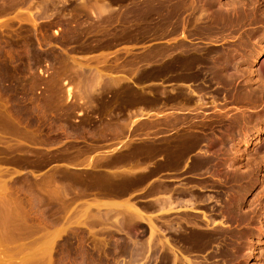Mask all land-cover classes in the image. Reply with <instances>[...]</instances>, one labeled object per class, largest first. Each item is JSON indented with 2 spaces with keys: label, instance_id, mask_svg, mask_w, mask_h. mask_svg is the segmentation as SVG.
Returning a JSON list of instances; mask_svg holds the SVG:
<instances>
[{
  "label": "rangeland",
  "instance_id": "obj_1",
  "mask_svg": "<svg viewBox=\"0 0 264 264\" xmlns=\"http://www.w3.org/2000/svg\"><path fill=\"white\" fill-rule=\"evenodd\" d=\"M0 1V264H130L129 247L133 264H264V0ZM200 9L221 27L203 34ZM170 51L209 76H180ZM44 202L54 223L27 220Z\"/></svg>",
  "mask_w": 264,
  "mask_h": 264
},
{
  "label": "bare ground",
  "instance_id": "obj_2",
  "mask_svg": "<svg viewBox=\"0 0 264 264\" xmlns=\"http://www.w3.org/2000/svg\"><path fill=\"white\" fill-rule=\"evenodd\" d=\"M7 1V0H6ZM55 1V0H54ZM59 1V0H58ZM150 1V0H149ZM157 1H159V0H157ZM162 1V0H161ZM169 1V0H168ZM176 1V0H175ZM181 1V0H180ZM185 1V0H184ZM183 1V2H184ZM1 2V1H0ZM2 2H3V0H2ZM31 2V1H30ZM33 2V1H32ZM43 2V1H42ZM41 2V3H42ZM46 2V1H45ZM49 2H51V1H49ZM66 2V1H65ZM153 2V1H152ZM162 2H164V1H162ZM186 2V1H185ZM192 2H193V0H192ZM8 3V2H7ZM10 3V2H9ZM150 3V2H149ZM166 3V2H165ZM167 3H169V2H167ZM179 3V2H178ZM204 3V2H203ZM206 3V2H205ZM1 4V3H0ZM31 4V3H30ZM37 4V3H36ZM45 4V3H44ZM43 4V5H44ZM101 4V3H100ZM96 5V4H95ZM155 5V4H154ZM162 5V4H161ZM160 5V6H161ZM166 5V4H165ZM183 5V4H182ZM193 5H194V3H193ZM108 6V5H107ZM201 6V5H200ZM8 7V6H7ZM15 7V6H14ZM95 7V6H94ZM102 7V6H101ZM153 7V6H152ZM157 7V6H156ZM186 7V6H185ZM194 7H195V5H194ZM84 8V7H83ZM96 9H97V7H95ZM100 8V7H99ZM102 8H105V7H102ZM183 8V7H182ZM17 9V8H16ZM59 9V8H58ZM88 9V8H87ZM158 9V8H157ZM165 9V8H164ZM163 9V10H164ZM190 9V8H189ZM91 10V9H90ZM123 10H125V9H123ZM153 10H154V7H153ZM168 10V9H167ZM186 10V9H185ZM114 11V10H113ZM135 11V10H134ZM156 11V10H155ZM206 9H203L202 10V12H201V9H200V12H201V14H200V17L201 18H199V19H201L200 21H202V22H200V24H199V28L198 29H200L202 32H203V34H207L209 31H213L214 30V28H212V27H214L216 24H218L219 22H217V20L216 21H214V20H212L211 18L210 19H207V18H205L204 16H205V13H206ZM223 11V10H222ZM61 12V11H60ZM123 12V11H122ZM136 12V11H135ZM168 12V11H167ZM242 12V11H241ZM155 13V12H154ZM158 13V12H157ZM208 13V12H207ZM54 14V13H53ZM136 14V13H135ZM145 14V13H144ZM159 14V13H158ZM167 14V13H166ZM173 14V13H172ZM175 14V13H174ZM194 14V13H193ZM218 14V13H217ZM94 15H95V13H94ZM163 15V14H162ZM168 15H169V13H168ZM178 15V14H177ZM190 15V14H189ZM210 15V14H209ZM209 15H207V16H209ZM60 16V15H59ZM135 16V15H134ZM138 16V15H137ZM154 16V15H153ZM167 16V15H166ZM174 16V15H173ZM223 16V15H222ZM160 17H163V16H160ZM120 18V17H119ZM202 18H203V20H202ZM62 19V18H61ZM141 19V18H140ZM163 19V18H162ZM161 19V20H162ZM182 19V18H181ZM205 19V20H204ZM226 19H227V17H226ZM239 19V18H238ZM97 20V19H96ZM111 20V19H110ZM147 20V19H146ZM160 20V19H159ZM176 20L177 19H175V23H172V21H171V18H170V15L168 16V17H166V20H165V22L164 23H166L167 24V27L168 26H170V27H172L173 28V25L172 24H176ZM185 20V19H184ZM219 20V19H218ZM248 20V19H247ZM66 21V20H65ZM124 21V20H123ZM137 21V20H136ZM142 21V20H141ZM53 22V21H52ZM114 22V21H113ZM121 22V21H120ZM161 22V21H160ZM163 22V21H162ZM222 22H224V21H222ZM193 23V22H192ZM57 24V23H56ZM89 24V23H88ZM162 24V23H161ZM177 24H178V22H177ZM177 24H176V29H177ZM220 24V23H219ZM75 25V24H74ZM92 25V24H91ZM198 25V24H197ZM228 25V24H227ZM11 26V25H10ZM150 26V25H149ZM157 26V25H156ZM224 26V25H223ZM158 27H160V25L158 26ZM169 27V28H170ZM194 28H195V26H193ZM215 27H221V26H215ZM234 27V26H233ZM175 28V27H174ZM197 28V27H196ZM78 29V28H77ZM175 29V30H176ZM211 29H213V30H211ZM83 30V29H82ZM108 30V29H107ZM143 30V29H142ZM166 30V29H165ZM171 30H173V29H171ZM174 31V30H173ZM195 31V30H194ZM82 32V31H81ZM150 32V31H149ZM171 31H169V33H170ZM176 32V31H175ZM6 33V32H5ZM21 33V32H20ZM30 33V32H29ZM140 33V32H139ZM12 34H13V32H12ZM89 34V33H88ZM210 34V33H209ZM172 35V34H171ZM208 35V34H207ZM213 35V34H212ZM11 36V35H10ZM103 36V35H102ZM199 36V35H198ZM2 37V36H1ZM40 38V37H39ZM201 39V38H200ZM211 39V38H210ZM139 40V39H138ZM172 40V39H171ZM24 41V40H23ZM27 41V40H26ZM42 41V40H41ZM18 42V41H17ZM8 43V42H7ZM26 43V42H25ZM30 43V42H29ZM6 44V43H5ZM18 44V43H17ZM42 45V44H41ZM180 45V44H179ZM30 46H31V43H30ZM29 46V47H30ZM174 47H175V45H173ZM177 46V45H176ZM197 46V45H196ZM27 47V46H26ZM25 47V48H26ZM32 47V46H31ZM4 48V47H3ZM163 48V47H162ZM167 48V47H166ZM177 48H179V47H177ZM187 48V47H186ZM27 49H28V47H27ZM32 49V48H31ZM102 49H103V47H102ZM170 49V48H169ZM169 49H167L166 51H168L169 52ZM189 49V48H188ZM180 50H181V48H180ZM30 51H32V50H30ZM35 51V50H34ZM182 51H186L187 52V50H182ZM29 52V51H28ZM172 51H170V53L168 54V55H166V57L167 58H165L166 59V62H167V65H168V67H170L171 69H174V70H177L178 71V74L180 73V76H182L181 74H184V73H187V74H190V66H193V65H197V66H195V68H193L195 71L194 72H197V73H205L204 72V70H202V69H204L205 67H207V66H205L206 64V61L208 60H204V58L200 55V54H196V57H194V56H190V52L189 53H185V52H182V54H179V53H174V52H172ZM179 52V51H178ZM13 53V52H12ZM33 53V52H32ZM184 53V54H183ZM35 54V53H34ZM191 54H193V53H191ZM157 54H155V56H156ZM160 56V55H159ZM161 56H162V53H161ZM26 57H28V56H26ZM33 57H34V55H33ZM36 57V56H35ZM157 57V56H156ZM163 57V56H162ZM223 57V58H222ZM17 58V57H16ZM132 58V57H131ZM158 58V57H157ZM160 58V57H159ZM18 59V58H17ZM162 59V58H161ZM160 59V60H161ZM26 60V59H25ZM159 60V59H158ZM157 60V61H158ZM229 60V58H228V56H226L225 54H221V55H218L217 56V58H215L213 61H212V59H211V62L210 63H212L213 64V66H212V64L210 65L212 68L214 67V66H216V67H218V71H216V72H219V76H222V79H223V75H224V72L225 71H223L226 67V65H228L227 63L229 62L228 61ZM6 61V60H5ZM16 61V60H15ZM165 61V60H164ZM29 62V61H28ZM27 62V63H28ZM37 63V62H36ZM230 63V62H229ZM78 65V64H77ZM76 65V66H77ZM207 65H209V62H208V64ZM232 65H234V64H232ZM80 66V65H79ZM146 66H148V65H146ZM27 67V66H26ZM32 67V66H31ZM115 67V66H114ZM210 67V68H211ZM82 68H83V66H82ZM209 68V69H210ZM211 68V69H212ZM234 68V67H233ZM27 69V68H26ZM84 69V68H83ZM126 69V68H125ZM158 69V68H157ZM163 69V68H162ZM210 69V71H213V70H211ZM215 70H216V68H214ZM30 70V69H29ZM75 70V69H74ZM130 70V69H129ZM131 70H132V68H131ZM166 70V69H165ZM214 70V71H215ZM81 71H83L82 69L79 71L80 73H82L83 74V72H81ZM100 71V70H99ZM156 71V70H155ZM180 71V72H179ZM30 72V71H29ZM78 72V73H79ZM84 72H85V70H84ZM138 72V71H137ZM191 72H193V71H191ZM209 72V71H208ZM229 72V71H228ZM86 73L87 74H85L84 73V76H83V78H84V82H81L82 81V79H81V86H82V88H84V90H83V93L84 92H86V94L87 93H89V95L91 94L90 92H95L96 90H97V88L98 87H100V86H98V81H99V79L98 78H100L101 77V75H100V73H99V75L97 74V72L96 73H92L91 74V76H90V74H88L89 72L88 71H86ZM135 73V72H134ZM247 73V72H246ZM9 74V73H8ZM128 74V73H127ZM174 74V73H173ZM177 74V75H178ZM206 74V73H205ZM222 74V75H221ZM228 74V73H227ZM50 75V74H49ZM191 75H192V73H191ZM190 75V76H191ZM195 75H196V73H195ZM194 75V76H195ZM216 75V74H215ZM218 75V74H217ZM81 75L79 74V77H80ZM104 76H106V74L104 75ZM179 76V75H178ZM186 76V75H185ZM202 76H204V75H202ZM206 76H207V74H206ZM208 76H209V74H208ZM207 76V77H208ZM246 76V75H245ZM78 77V76H77ZM122 77V76H121ZM125 77V76H124ZM25 78V77H24ZM178 78V77H177ZM182 78H184V75H183V77H181V79ZM185 78H189V77H185ZM194 78V77H193ZM204 78V77H203ZM73 79H75V78H73ZM72 79V80H73ZM112 79H113V77H112ZM122 79V78H121ZM179 79H180V77H179ZM221 79V80H222ZM53 80V82L51 81L50 82V84L47 86V88H46V92L48 91V95H47V98H53V100H55L54 99V97L55 96H57V93L56 92H58V90L59 89H57L56 88V84H55V82H54V80H56V79H52ZM76 80V79H75ZM102 80V79H101ZM110 80H111V78H110ZM220 80V81H221ZM224 80V79H223ZM236 80V79H235ZM76 82H77V80H76ZM79 82V83H80ZM105 82V81H104ZM113 82V81H112ZM123 82V81H122ZM125 82V81H124ZM181 82V81H180ZM49 83V82H48ZM109 83V82H108ZM120 82L118 81V84H119ZM183 83V82H182ZM8 84V83H7ZM117 84V85H118ZM203 84V83H202ZM218 84V83H217ZM106 85V84H105ZM112 85V84H111ZM193 85V84H192ZM14 86V85H13ZM184 86V85H183ZM187 86V85H186ZM209 86V85H208ZM245 86H246V84H245ZM120 87H121V85H120ZM206 87V86H205ZM16 88V87H15ZM60 88V87H59ZM132 88V87H131ZM180 88V87H179ZM198 88V87H197ZM222 88V87H221ZM248 88H249V86H248ZM255 88V87H254ZM112 89V88H111ZM235 89V88H234ZM1 90V89H0ZM99 90V89H98ZM103 91H104V89H102ZM123 90H125V89H123ZM197 90V89H196ZM100 91V90H99ZM200 91H201V89H200ZM230 91H233V90H230ZM250 91V90H249ZM164 92V91H163ZM205 92V91H204ZM24 93H25V97L27 96L26 94V92L24 91ZM30 93V92H29ZM72 93V92H71ZM70 90L68 89L67 90V95L68 96H70ZM101 93V92H100ZM121 92L119 91V94H120ZM242 93V92H241ZM10 94V93H9ZM98 94V93H97ZM148 94V93H147ZM217 94V93H216ZM238 94V93H237ZM24 95V94H23ZM60 95L61 94H59L58 96H59V98H60ZM89 95H87L88 96V99H91V98H89ZM116 95V94H115ZM184 95V94H183ZM78 96V95H77ZM247 96V95H246ZM29 97H31V95H29L28 96V98ZM185 97V96H184ZM6 98V97H5ZM28 98H26L27 99V101H28ZM32 98V97H31ZM201 98V97H200ZM21 99V98H20ZM57 99V98H56ZM251 99V98H250ZM31 100V99H30ZM30 100L28 101V103L30 102ZM33 100V99H32ZM31 100V102L33 103V101ZM58 100V99H57ZM114 100V99H113ZM198 100V99H197ZM23 101H24V99H23ZM26 101V100H25ZM59 101V100H58ZM25 102H23V104H24ZM54 103V102H53ZM247 103V102H246ZM13 104V103H12ZM14 104H16V103H14ZM30 104V103H29ZM60 104V103H59ZM25 105V104H24ZM31 105V104H30ZM184 105V104H183ZM25 106H28L27 105V103H26V105ZM32 106V105H31ZM30 109H32L30 106H28ZM25 108H27V107H25ZM28 108V109H29ZM62 108V107H61ZM198 108V107H197ZM13 109V108H12ZM11 109V110H12ZM34 109V108H33ZM5 110V109H4ZM25 110V109H24ZM23 110V111H24ZM30 111V110H29ZM193 111V110H192ZM9 112V111H8ZM23 114V113H22ZM206 115V114H205ZM221 115V114H220ZM96 116V115H95ZM23 117V116H22ZM230 117V116H229ZM182 118V117H181ZM184 118V117H183ZM186 119V118H185ZM188 120V119H187ZM217 120V119H216ZM237 120V119H236ZM131 121V120H130ZM179 121V120H178ZM232 121V120H231ZM17 122V121H16ZM31 122H33L32 120H31ZM165 122V121H164ZM39 123V122H38ZM157 123V122H156ZM104 124V123H103ZM172 124V123H171ZM180 124V123H179ZM192 124V123H191ZM208 124V123H207ZM26 125V124H25ZM200 125V124H199ZM0 126H1V124H0ZM28 126V125H27ZM31 126V125H30ZM129 126V125H128ZM165 126V125H164ZM184 126V125H183ZM234 126V125H233ZM179 127V126H178ZM2 128V127H1ZM26 128V127H25ZM29 128V127H28ZM117 128V127H116ZM27 129V128H26ZM1 130V129H0ZM7 130V129H6ZM27 131V130H26ZM186 132V131H185ZM189 133V132H188ZM2 135V134H1ZM187 135V134H186ZM21 136V135H20ZM192 136V135H191ZM197 137V136H196ZM188 138L189 139H191L189 136H188ZM188 138L186 139V137H185V139L183 138V142L182 141H180L179 143L180 144H185L186 145V143L187 142H189V140H188ZM21 139H22V137H21ZM192 140V139H191ZM191 140H190V142H191ZM195 140V139H194ZM17 142V141H16ZM198 142V141H197ZM10 143V142H9ZM179 143H177L176 144V142H175V144L176 145H179ZM192 144L194 143L193 141L191 142ZM212 143V142H211ZM132 144V143H131ZM153 144V143H152ZM174 144V145H175ZM181 145L182 147L183 146H185V145ZM12 145V144H11ZM187 146V145H186ZM140 147V146H139ZM175 147V146H174ZM178 147H180V146H177V149H178ZM193 147V146H192ZM85 149V148H84ZM147 149H148V147H147ZM183 149V148H182ZM181 149V150H182ZM186 149V148H185ZM32 150V149H31ZM89 150H90V148H89ZM176 150V149H175ZM151 151V150H150ZM177 151V150H176ZM176 151H174V152H176ZM179 151V150H178ZM88 152V151H87ZM86 152V153H87ZM137 152V151H136ZM151 152H153V151H151ZM183 152V151H182ZM186 152V151H185ZM19 153V152H18ZM85 153V152H84ZM149 153V152H148ZM147 153V154H148ZM154 153V152H153ZM150 154H152V153H150ZM196 154V153H195ZM229 154V153H228ZM33 155V154H32ZM85 155V154H84ZM38 156V155H37ZM125 156V155H124ZM140 156V155H139ZM211 156V155H210ZM8 157V156H7ZM6 157V158H7ZM86 157V156H85ZM116 157V156H115ZM118 158V157H117ZM77 159V158H76ZM87 160V159H86ZM122 160V159H121ZM110 161V160H109ZM143 161V160H142ZM2 162V161H1ZM85 163V162H84ZM111 163V162H110ZM124 164V163H123ZM93 165V164H92ZM91 166V165H90ZM124 166V165H123ZM27 167V166H26ZM25 168V167H24ZM68 168V167H67ZM91 168V167H90ZM66 169V168H65ZM122 170V169H121ZM128 170V169H127ZM61 171V170H60ZM118 171V170H117ZM191 171V170H190ZM13 172V171H12ZM11 172V173H12ZM129 172V171H128ZM18 173V172H17ZM131 173V172H130ZM14 174V173H13ZM92 174V173H91ZM141 174V173H140ZM56 175V174H55ZM116 175V174H115ZM202 175V174H201ZM2 176V175H1ZM0 176V177H1ZM211 177V176H210ZM130 178V177H129ZM30 180V179H29ZM102 180V179H101ZM38 181V180H37ZM61 182V181H60ZM100 182V181H99ZM35 183V182H34ZM52 183V182H51ZM67 183V182H66ZM56 184V183H55ZM54 185V184H53ZM66 185H68V184H66ZM76 186V185H75ZM36 187H37V185H36ZM39 187V186H38ZM67 187V186H66ZM61 188V187H60ZM194 188V187H193ZM4 189V188H3ZM25 189V188H24ZM37 189V188H36ZM54 189V188H53ZM56 189V188H55ZM66 189V188H65ZM159 189H161V188H159ZM158 189V190H159ZM165 189V188H164ZM5 190H6V188H5ZM40 190V189H39ZM71 190V189H70ZM69 190V191H70ZM4 191V190H3ZM7 191V190H6ZM28 191V190H27ZM36 191V190H35ZM154 191H156V189H152V192H154ZM8 192V191H7ZM23 192V191H22ZM64 192V191H63ZM4 193V192H3ZM9 193H10V191H9ZM8 193V194H9ZM36 193V192H35ZM47 193V192H46ZM96 193V192H95ZM148 193V192H147ZM155 193V192H154ZM20 194V193H19ZM153 194V193H152ZM7 195V194H6ZM14 195V194H13ZM16 195V194H15ZM39 195V194H38ZM46 195V194H45ZM47 195H49V194H47ZM17 196V195H16ZM19 196V195H18ZM52 196V195H51ZM55 196V195H54ZM53 196V197H54ZM159 196V195H158ZM167 196V195H166ZM10 197V196H9ZM15 197V196H14ZM13 197V198H14ZM30 197H32L31 195H30ZM57 197V196H56ZM55 197V198H56ZM10 198H12V197H10ZM21 198H22V196H21ZM24 198V197H23ZM42 198V197H41ZM44 198H46V197H44ZM3 199V198H2ZM39 200V198H37L36 197V200ZM52 199V198H51ZM169 199V198H168ZM1 200V199H0ZM5 200V199H4ZM10 200V199H9ZM8 199H7V201H9ZM14 200H16V199H14ZM21 200V199H20ZM19 200V201H20ZM35 200V201H36ZM37 200V201H38ZM42 200V199H41ZM44 200V199H43ZM46 200V199H45ZM158 200V199H157ZM167 200V199H166ZM2 201V200H1ZM11 201V200H10ZM27 201H29V199L27 200ZM36 201V202H37ZM47 201H48V198H47ZM97 201V200H96ZM168 201V200H167ZM167 201H164L163 202V200H161V202L158 200L157 202L158 203H156V205H158L159 206V209L161 208V210H163V208L165 207V206H168L169 207V202H170V200L167 202ZM13 202V201H12ZM31 202V201H30ZM55 202V201H54ZM11 203V202H10ZM15 203H17V202H14V204L13 205H15ZM18 203H20V204H22L21 202H18ZM28 203V202H27ZM26 203V204H27ZM41 203V202H40ZM48 203H49V201H48ZM168 203V204H167ZM29 204V203H28ZM44 204H45V202H44ZM58 204V203H57ZM170 204H171V202H170ZM190 204V203H189ZM3 205V204H2ZM19 205V204H18ZM38 205V204H37ZM45 205H47L46 206V208L45 209H41V211L42 212H40V213H37L36 211L33 213L34 215H32V217H30V216H26V213L24 212V216H26L28 219L27 220H29V219H31V220H33V222H34V220H36V223H37V221H39V223H43V224H52V223H54V221L56 220V219H54V211L52 210L53 208L51 207V206H49L48 204H45ZM51 205V204H50ZM59 205V204H58ZM22 206V205H21ZM21 206H20V208H21ZM24 206V205H23ZM42 206H43V203H42ZM42 206H40V207H42ZM62 206H64V205H62ZM11 207V206H10ZM28 207V206H27ZM31 207V206H30ZM29 207V208H30ZM35 207V206H34ZM39 207V208H40ZM12 208H14V207H12ZM16 208V207H15ZM60 208V207H59ZM91 208V207H90ZM89 208V209H90ZM23 209H24V207H23ZM36 209H37V207H36ZM87 209V208H86ZM190 209V208H189ZM12 210V209H11ZM18 210V208H16V210L15 211H17ZM156 210V209H155ZM158 210V209H157ZM168 210H171V209H168ZM167 210V211H168ZM1 211V210H0ZM3 211V210H2ZM13 211H14V209H13ZM18 211H20V209L18 210ZM90 211V210H89ZM20 212H22V209H21V211ZM125 212V211H124ZM2 213V212H1ZM1 213H0V215H1ZM5 213V212H4ZM3 213V214H4ZM17 212H15L14 214H16ZM30 213V212H29ZM28 213V214H29ZM88 213V212H87ZM92 213H93V211H92ZM91 213V214H92ZM133 213V212H132ZM132 213H130V214H132ZM22 214V213H21ZM27 214V215H28ZM56 214H57V212H56ZM97 214V213H96ZM158 214V213H157ZM9 214H6L5 213V217L6 216H8ZM17 215V214H16ZM30 215V214H29ZM62 215V214H61ZM99 215V214H98ZM109 215V214H108ZM122 215H124V214H122ZM139 215V214H138ZM137 215V216H138ZM4 216L3 217H1L0 216V218H1V220L0 221H2L3 220V218H4ZM18 216V215H17ZM17 216H15V217H17ZM58 216V215H57ZM103 216V215H102ZM106 216V215H105ZM14 217V218H15ZM30 217V218H29ZM50 217H52V218H50ZM56 217V216H55ZM59 217V216H58ZM93 217V216H92ZM116 217V216H115ZM130 217V216H129ZM8 219L10 218V219H13V217L11 218L10 216L9 217H7ZM25 218V217H24ZM107 218V217H106ZM7 219V220H8ZM9 219V220H10ZM18 219V218H17ZM26 219V218H25ZM25 219H23L22 217H21V219H20V221L21 220H25ZM59 219H60V217H59ZM62 219V218H61ZM93 219V218H92ZM100 219V218H99ZM118 219V218H117ZM122 219V218H121ZM173 219V218H172ZM4 220H5V218H4ZM14 220H16V218L14 219ZM101 220V219H100ZM104 220V219H103ZM113 220H114V218H113ZM17 221V220H16ZM16 221H15V223H16ZM19 221V220H18ZM19 221V222H20ZM26 221V220H25ZM25 221H23V225H25V224H27V223H24ZM58 222H59V220H57ZM87 221V220H86ZM92 221V220H91ZM94 221V220H93ZM108 221V220H107ZM112 221V220H111ZM3 222V221H2ZM7 222V221H6ZM18 222V223H19ZM22 222V221H21ZM184 222V221H183ZM1 223V222H0ZM29 223V222H28ZM32 222H30L29 224H31ZM35 223V224H36ZM38 223V224H39ZM94 223V222H93ZM100 223V222H99ZM115 223H117V222H115ZM114 223V224H115ZM120 223V222H119ZM3 224V223H2ZM22 224V223H21ZM111 224V223H110ZM128 224H129V222H128ZM131 224V223H130ZM5 225V224H4ZM4 225H2L1 227H3ZM28 225V224H27ZM27 225H25V227H27ZM63 225V224H62ZM116 225V224H115ZM150 225V224H149ZM17 226H19V224L17 225ZM36 226H37V224H36ZM40 227H41V225H39ZM46 226V225H45ZM52 226V225H51ZM7 227V226H6ZM20 227H22V226H20ZM19 227V228H20ZM24 226H23V228L26 230L27 228H29V227H31V229H32V225L30 226V225H28V227L27 228H25ZM33 227H35V225H33ZM43 227V226H42ZM65 227V226H64ZM8 228V227H7ZM6 228V229H7ZM23 228H22V230H23ZM39 228V227H38ZM37 227H36V229H38ZM46 228V227H45ZM48 228H49V226H48ZM151 228H152V226H151ZM1 229V228H0ZM18 229V228H17ZM29 230V231H33V229L32 230ZM42 229H44V228H41V230ZM154 229V228H153ZM152 229V230H153ZM34 230H35V228H34ZM45 230V229H44ZM3 231H4V228H3ZM8 231V230H7ZM27 231V230H26ZM26 231H24L25 233H26ZM45 231H47V230H45ZM51 231V230H50ZM49 231V232H50ZM121 231V230H120ZM5 232V231H4ZM10 232V231H9ZM8 232V233H9ZM39 232H40V230H39ZM55 232V231H54ZM190 232V231H189ZM24 233V234H25ZM30 233H32V232H30ZM52 233V232H51ZM59 233V232H58ZM128 233V232H127ZM28 234H29V232H28ZM28 234H26V235H28ZM153 233H152V231H151V235H152ZM1 235H2V233L0 234V238H1ZM25 235V236H26ZM34 234H30V236H33ZM44 235H45V233H44ZM54 235V234H53ZM149 236L150 237V239H151V237L152 236ZM3 236H5V235H3ZM3 236H2V238H3ZM9 236V235H8ZM11 236V235H10ZM22 236V235H21ZM29 236V237H30ZM104 236V235H103ZM24 237V236H23ZM22 237V238H23ZM46 237V236H45ZM94 237V236H93ZM5 238V237H4ZM4 238H3V240H4ZM25 238V237H24ZM23 238V239H24ZM59 238V237H58ZM13 239V238H12ZM33 239V238H32ZM31 239V240H32ZM37 239V238H36ZM7 240V239H6ZM34 240V239H33ZM86 240V239H85ZM100 240V239H99ZM27 241V240H26ZM29 241V240H28ZM36 241V240H35ZM98 241V240H97ZM102 241V240H101ZM33 242V241H32ZM138 242V241H137ZM148 242H149V240H148ZM11 243V242H10ZM13 243V242H12ZM25 243V242H24ZM36 244H37V241L35 242ZM8 244V243H7ZM19 244V243H18ZM29 244V243H28ZM27 244V245H28ZM44 244V243H43ZM43 244H41L42 246H43ZM45 244H47L46 242H45ZM146 244V243H145ZM144 244V245H145ZM147 244H149V243H147ZM25 245V244H24ZM50 245V244H49ZM48 245V246H49ZM56 245V244H55ZM54 245V246H55ZM70 245V244H69ZM5 246V245H4ZM7 246V245H6ZM21 246V245H20ZM31 246V245H30ZM38 246H40V245H38ZM95 246V245H94ZM129 246V245H128ZM132 246V245H131ZM134 246V245H133ZM145 246H148V248L150 247L149 245H145ZM144 246V247H145ZM34 247V246H33ZM36 247V246H35ZM44 247H45V245H44ZM151 247H153V246H151ZM38 248V247H37ZM48 248V247H47ZM62 248V247H61ZM67 248V247H66ZM72 248V247H71ZM154 248V247H153ZM28 249V248H27ZM30 249V248H29ZM36 249V248H35ZM45 249V248H44ZM54 249H56V248H54ZM127 249V248H126ZM145 249V248H144ZM150 249V248H149ZM149 249H146V251L147 250H149ZM50 250V249H49ZM87 250V249H86ZM98 250H99V248H98ZM107 250V249H106ZM161 250V249H160ZM15 251V250H14ZM13 251V252H14ZM28 251V250H27ZM33 251V250H32ZM66 251V250H65ZM79 251V250H78ZM103 251V250H102ZM124 251V250H123ZM16 252V251H15ZM51 252H53L52 250H51ZM68 252V251H67ZM93 252H94V250H93ZM97 252V251H96ZM105 252V251H104ZM145 252V251H144ZM17 253V252H16ZM19 253V252H18ZM35 253V252H34ZM39 253H41V252H39ZM42 253H43V251H42ZM41 253V254H42ZM49 253V252H48ZM55 253H56V251H55ZM62 253V252H61ZM84 253H85V251H84ZM87 253V252H86ZM90 253V252H89ZM103 253V252H102ZM121 253V252H120ZM142 253H143V249L142 248H135V247H129V250H128V254H129V257H130V261H129V263L130 264H133L136 260H138L139 259V257L142 255ZM152 253V252H151ZM29 254H31L30 252H29ZM28 254V255H29ZM32 254H33V252H32ZM40 254V255H41ZM54 254V253H53ZM76 254V253H75ZM79 254V253H78ZM127 254V253H126ZM147 254H148V251H147ZM11 255V254H10ZM27 255V254H26ZM37 255V254H36ZM36 255H31L32 257L33 256H36ZM44 255V254H43ZM46 255V254H45ZM45 255L43 256V257H45ZM87 255V254H86ZM99 255V254H98ZM42 256V255H41ZM51 256V255H50ZM49 256V257H50ZM80 256V255H79ZM89 256V255H88ZM101 256V255H100ZM144 256V255H143ZM37 257H38V255H37ZM63 257V256H62ZM75 257V256H74ZM103 257V256H102ZM125 257V256H124ZM27 258V257H26ZM25 258V259H26ZM30 258V257H29ZM33 258H36V257H33ZM76 258V257H75ZM89 258V257H88ZM41 259V258H40ZM46 259V258H45ZM49 260L48 261H51L50 260V258H48ZM99 259V258H98ZM36 260H37V258H36ZM35 260V261H36ZM39 260V259H38ZM47 260V259H46ZM93 260V259H92ZM100 260V259H99ZM228 260V259H227ZM24 261V260H23ZM25 261H27V260H25ZM39 261H41V260H39ZM44 260H42L41 262H43ZM53 261H54V259H53ZM52 261V262H53ZM72 261V260H71ZM85 261V260H84ZM147 261V260H146ZM64 262V261H63ZM66 262V261H65ZM93 262V261H92ZM96 262V261H95ZM98 262V261H97ZM26 263V262H25ZM48 263V262H47ZM46 262H45V264H47ZM27 264V263H26ZM42 264H44V263H42ZM55 264V263H54ZM67 264V263H66ZM98 264V263H97ZM116 264V263H115Z\"/></svg>",
  "mask_w": 264,
  "mask_h": 264
}]
</instances>
